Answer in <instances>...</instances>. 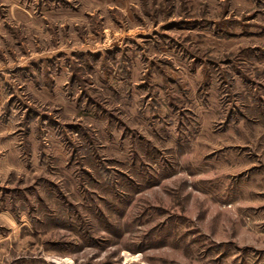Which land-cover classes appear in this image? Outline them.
<instances>
[{"label":"rangeland","instance_id":"obj_1","mask_svg":"<svg viewBox=\"0 0 264 264\" xmlns=\"http://www.w3.org/2000/svg\"><path fill=\"white\" fill-rule=\"evenodd\" d=\"M0 264H264V0H0Z\"/></svg>","mask_w":264,"mask_h":264}]
</instances>
